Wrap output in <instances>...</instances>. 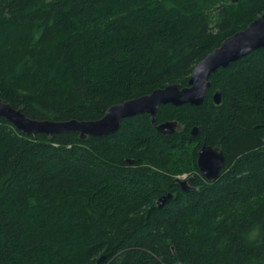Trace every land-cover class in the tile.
Instances as JSON below:
<instances>
[{"label":"trees","instance_id":"1","mask_svg":"<svg viewBox=\"0 0 264 264\" xmlns=\"http://www.w3.org/2000/svg\"><path fill=\"white\" fill-rule=\"evenodd\" d=\"M262 15L264 0H0V101L37 122L96 121L187 86ZM208 79L200 106L158 108L156 124L180 126L169 137L146 115L84 139L0 120V264H264V48ZM203 144L225 158L215 181L196 169Z\"/></svg>","mask_w":264,"mask_h":264},{"label":"water","instance_id":"2","mask_svg":"<svg viewBox=\"0 0 264 264\" xmlns=\"http://www.w3.org/2000/svg\"><path fill=\"white\" fill-rule=\"evenodd\" d=\"M264 48V15L249 24L244 30L239 31L227 39H224L215 51L208 54L193 69L187 86L179 84L170 85L162 89L122 104L109 107L102 119L96 121H65L50 122L28 119L20 110L13 109L9 104L0 101V120L10 124L22 135L32 136L45 134L53 136L61 133H76L81 139L90 137H106L114 134L120 127V120L136 115L146 114L148 120L154 126L157 133L169 137L180 129L176 121H167L156 124L155 115L160 106L170 105L178 107L182 105L200 106L206 97V91L211 87L208 78L218 69L226 68L249 55L252 51ZM215 105H219L221 94L216 91L212 98ZM197 132L191 131V136L196 137ZM225 164V158L221 150L211 148L206 144L197 153L196 166L200 176L206 181H215ZM192 178L184 181L177 180L181 190L188 192ZM167 197H162L157 205L161 208ZM102 260V258L100 259Z\"/></svg>","mask_w":264,"mask_h":264},{"label":"flooded vegetation","instance_id":"3","mask_svg":"<svg viewBox=\"0 0 264 264\" xmlns=\"http://www.w3.org/2000/svg\"><path fill=\"white\" fill-rule=\"evenodd\" d=\"M141 115H146V114H141ZM147 116V115H146ZM148 117V116H147ZM203 146V145H202ZM201 146V147H202ZM200 147V148H201ZM200 148H199V150H200ZM217 149H219V148H217ZM198 150V151H199ZM220 150V149H219ZM198 153V152H197ZM196 160H197V158H196ZM200 175V174H199ZM189 178H192V180H193V175H189V176H187V175H181V176H179L178 178H177V180H180V181H184V180H187V179H189ZM192 180H191V182H192ZM191 182L188 184L189 185V187H191L190 186V184H191ZM176 183V182H175ZM178 184V183H177ZM178 186L180 187V185L178 184ZM180 189H181V187H180Z\"/></svg>","mask_w":264,"mask_h":264}]
</instances>
